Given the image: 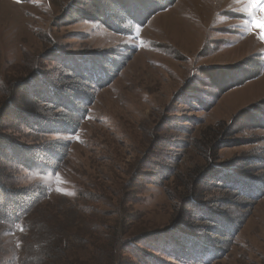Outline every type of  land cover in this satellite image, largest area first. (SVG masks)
<instances>
[{"label":"rangeland","instance_id":"1","mask_svg":"<svg viewBox=\"0 0 264 264\" xmlns=\"http://www.w3.org/2000/svg\"><path fill=\"white\" fill-rule=\"evenodd\" d=\"M90 13L87 0H0V181L46 189L29 219L0 220V264H44L48 234L91 264H103L96 247L107 237L125 239V264L148 255L159 264H264V129H242L239 117L264 99V40L260 28L249 31L248 0H175L144 27L128 22V35L85 20ZM114 53L125 56L119 75L92 104L75 103L85 110L80 128L40 131L34 119L45 126L69 113L59 93L76 82L70 68L85 74L91 58L101 70L100 56ZM233 67L228 79L216 71ZM254 69L258 77L215 96ZM56 142L69 145L51 176L43 172L61 157ZM14 154H29L39 173ZM235 176L255 180L252 197ZM207 214L218 229L238 221L220 257L176 240H218Z\"/></svg>","mask_w":264,"mask_h":264},{"label":"trees","instance_id":"2","mask_svg":"<svg viewBox=\"0 0 264 264\" xmlns=\"http://www.w3.org/2000/svg\"><path fill=\"white\" fill-rule=\"evenodd\" d=\"M87 3L92 5L94 13L85 15V20L92 22H101L103 25H106L109 29L116 33L128 35L132 33V30H130V28H128L127 26L128 22L132 21L133 23L144 27L147 25L150 19L153 18V16L172 6L175 3V0H133V5L128 4V2L125 0H87ZM100 57L104 62V67L101 70H98L96 68L98 65L96 61L99 60L88 58L87 60L83 61L84 63H88L90 68V70L86 71L85 74L80 72L77 67L72 69L67 65V67L71 69L73 78L76 82L73 83L72 89H70V94H67L68 91L64 90L59 93L61 97L59 105L65 107L66 110H69V113L59 114L57 120H53V122L52 119H48L45 126H43V124H40L39 118L34 119V123L36 127L38 126L37 128H39L40 131L46 133H54L56 131L75 133L80 128V121L85 117V110L79 108L75 103H77L78 100H81L84 104H92L95 100V90L104 88L112 83L113 80L122 71L123 64L125 63V56H120L116 53H114L113 55L107 54L105 57ZM251 63L252 62H250V65ZM208 71H210L209 68L206 72L207 75H209ZM216 71H218V73L223 72L220 77H225L224 79H228L232 74L238 73L236 72L237 70H235V67L230 69H220ZM100 72L104 74L103 82L101 81V76L99 74ZM240 73H242L244 77L239 82L232 83L229 86L225 85V87L219 89V94L215 95L218 97V99L225 92L235 87L241 86L247 81L255 79L256 77H258V75H260L258 69L252 70L250 74H246V70H241ZM213 79L215 80V78ZM222 81L224 82V80ZM67 95H69L73 100H67ZM259 103L260 104H251V106L245 108L239 116L240 118H243L242 120L244 121L242 129H264V99ZM238 132L239 130H235L234 134ZM68 145L69 143L64 142L53 143L55 151H58L59 149L62 150V152L60 153L61 157L57 159L45 171L44 169H42V172L44 171L43 173L52 176L58 172L61 161H63L67 155L66 150L68 149ZM29 153L33 154V152ZM17 159L19 161V165L26 167L34 173H39V167L35 164L36 160L34 161L31 156H29V154L20 155V157L18 156L17 158L14 154V160L16 161ZM233 182H236L238 184L241 183L240 185L242 187H246L245 190H248V192L245 191L242 187H240V191L247 197H252L253 190L258 189V187L254 183L255 180L252 179H244L235 176V180H233ZM35 188L26 191H12L8 188V186L0 181V220L8 223H17L23 218L29 219V217L36 212L37 207L40 205L43 199H45L44 197L46 196V189L43 186L38 185ZM236 188L239 187H237L236 185ZM55 211L56 210H54V212ZM190 212L191 214H193V210H191ZM40 215L39 220L42 217V214ZM202 217H205V219L209 222L213 220L215 221V224H213L214 227L209 228L212 230V232H215L218 235V240L220 241L210 240L204 243L203 241L201 242L199 240H196L195 238L182 237L183 234L177 236L176 240H191L193 246L198 250V252L196 253L200 254L202 257L209 253L217 254L220 257L221 255H223V252H226L225 244L231 243V239L237 231V218L235 223H232L231 221H228L226 219L222 220L221 224L224 228L218 229L217 223H219V221L213 219V217L209 216L208 214ZM226 227L229 228L227 229ZM48 235L42 237L40 249L41 246L44 247L42 251L38 252L41 254V260L44 264H56V262L57 264H71V260L73 264H91L90 260H82V257L80 256L73 258L71 255L70 257V251H67L69 249V246L66 245L65 241L61 239H57L56 243L54 242V245H52V235ZM125 243V239L122 237L119 240H117V238L115 240L110 237L105 238V242L101 243L100 241L99 245L96 247V258L103 264H125V262H123L122 260L123 258L119 254L120 252H118L120 246ZM176 250L177 249H175V251ZM167 253L171 255L170 257L179 260L182 259V257H179V254L177 252L173 251V248ZM187 256L191 261L194 260V258L191 257L190 254H187ZM157 259V256L148 255L145 263L159 264L157 262Z\"/></svg>","mask_w":264,"mask_h":264},{"label":"clouds","instance_id":"3","mask_svg":"<svg viewBox=\"0 0 264 264\" xmlns=\"http://www.w3.org/2000/svg\"><path fill=\"white\" fill-rule=\"evenodd\" d=\"M257 7H259L261 12L259 17L255 16ZM248 11L254 16L252 28L249 31L260 28V39L264 40V4L261 3V0H248Z\"/></svg>","mask_w":264,"mask_h":264}]
</instances>
